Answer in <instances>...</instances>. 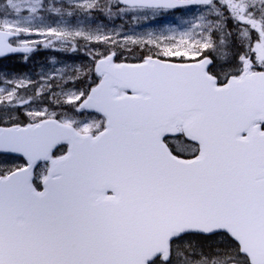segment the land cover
Listing matches in <instances>:
<instances>
[{
    "label": "snow or ice",
    "instance_id": "snow-or-ice-1",
    "mask_svg": "<svg viewBox=\"0 0 264 264\" xmlns=\"http://www.w3.org/2000/svg\"><path fill=\"white\" fill-rule=\"evenodd\" d=\"M193 7L147 38L64 20ZM41 37L100 47L2 80L0 264H264V0H0V57Z\"/></svg>",
    "mask_w": 264,
    "mask_h": 264
},
{
    "label": "rangeland",
    "instance_id": "rangeland-1",
    "mask_svg": "<svg viewBox=\"0 0 264 264\" xmlns=\"http://www.w3.org/2000/svg\"><path fill=\"white\" fill-rule=\"evenodd\" d=\"M167 11L160 12L156 16H152L150 13L148 15L140 13L137 14L135 17L131 16L130 14H114L113 17L109 19L108 16H106L99 10H93L91 15L86 17L85 19L78 18L72 21L71 17H65L64 20L67 21V26L72 28L80 27L84 28L85 30H95L99 26L103 29V31L108 32L109 34L119 33L120 35L116 37L117 39H122L125 36H132L134 38H147L149 33L159 35L162 32H167V30L171 28H175L179 31L182 27L185 26L182 24V21L192 19L193 15L196 12V9L194 7L191 12L188 10H181V12ZM78 13H82L85 16L88 15V13H85L81 10H75V14ZM100 17L102 21L100 20ZM45 23L51 25L52 27L65 26V24L61 22V19L59 17H52L48 15H45ZM40 39L43 41L42 37ZM46 43L47 41H43L39 45L40 51H51L56 53V55L58 56H62V61H57L55 59L56 57H49L50 60L48 68H41L53 70H50L48 72L44 71L42 73H40L39 70H32L31 72H29L28 77L20 78H16L13 75L6 76V74L0 72V88L9 87V85H6L2 82L4 77L9 80L25 79L31 80L33 81V83L31 85H28L26 89H21L20 92L32 93L31 90L36 88L38 85L45 83V80L43 78L54 74L55 69H66L68 72H71L72 69L78 67V65H74L70 69H67L57 62H61L65 65H68L71 63L69 59L73 58L72 56H75V58H77L81 55L84 62H86V64L88 65L90 63V56L88 54L89 51L96 47H100L92 43L88 44L86 48L84 42H81L80 44L76 45L77 50L72 51L66 45H61L60 42H55L52 47H45L44 45ZM2 66L3 65L0 64V69H2ZM76 85L79 86L80 82H76ZM70 86L71 82L66 87ZM56 91L59 92V88L56 89Z\"/></svg>",
    "mask_w": 264,
    "mask_h": 264
},
{
    "label": "trees",
    "instance_id": "trees-1",
    "mask_svg": "<svg viewBox=\"0 0 264 264\" xmlns=\"http://www.w3.org/2000/svg\"><path fill=\"white\" fill-rule=\"evenodd\" d=\"M49 57H52V53L50 52H38L36 54H33L30 56L25 62L23 60H16V59H6L4 61H1L0 64H2V69H0V72L3 74H6V76H15L16 78L20 77H28L29 72L32 70H39L40 73L46 71H50L53 69H41V68H48L49 66ZM73 57V56H72ZM57 61H62V58L60 56H57L55 58ZM73 58L69 59V61L73 60ZM79 82V81H77ZM58 89V88H57ZM27 94L31 95L32 93L29 92H23L21 94ZM50 103V101L48 102ZM47 106V104H45Z\"/></svg>",
    "mask_w": 264,
    "mask_h": 264
},
{
    "label": "water",
    "instance_id": "water-1",
    "mask_svg": "<svg viewBox=\"0 0 264 264\" xmlns=\"http://www.w3.org/2000/svg\"><path fill=\"white\" fill-rule=\"evenodd\" d=\"M12 55H25V54L24 53H11V54H8L6 57L12 56ZM0 58H4V57H0Z\"/></svg>",
    "mask_w": 264,
    "mask_h": 264
}]
</instances>
